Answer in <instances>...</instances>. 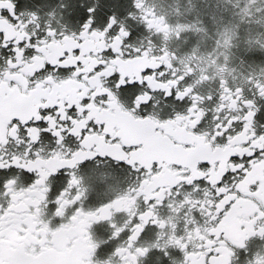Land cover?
<instances>
[{
  "label": "flooded vegetation",
  "instance_id": "flooded-vegetation-1",
  "mask_svg": "<svg viewBox=\"0 0 264 264\" xmlns=\"http://www.w3.org/2000/svg\"><path fill=\"white\" fill-rule=\"evenodd\" d=\"M23 3L24 7L17 9L18 15L25 14L21 16L25 23L20 28L13 27L15 21L12 24L7 22L10 17L6 7L0 9V32L4 33L0 45L3 40L10 41L8 48L0 46V136L8 141L0 146V159L10 162L13 156L24 157L28 145H18L16 140L7 136L11 129L7 121L11 119L15 123L34 119L33 113L42 110L40 106H54L53 123L57 129L64 126L79 130L88 115L93 120L104 121L131 145L129 150L139 149L130 158L158 164L160 173L142 185L140 199L131 206L123 205L129 208L128 212L121 211L108 221L90 226L89 236L97 245L93 264H103L109 258L111 264H119V258L112 256V252L116 247L127 246L129 230L137 223L135 217L146 211L143 197L162 200L165 206L153 210L156 223L148 221L134 247L157 242L159 232L164 233L159 240L161 245L173 235L177 238L183 236L186 246L197 249L192 259L203 264L201 240L205 250L213 244L205 235L212 234L208 224L216 215V211L210 212L216 182L235 167L231 162L233 156L243 157L259 146L258 142L250 144L252 132L255 136L264 133V98L260 97V89L264 88V72L261 71L264 69V0H124L121 10L124 15L118 14V21L135 35L119 45L123 60L116 63H112L102 51L103 42L96 37L88 36L75 50L74 40H63L65 35L79 34V24L73 17L77 11H82L81 6L87 9L98 0H23ZM137 4L139 7H134ZM29 12H35L38 19L29 17ZM129 12L131 17L127 16ZM49 29L55 31V38L47 35ZM202 32H212L213 36L209 34L207 42L186 37L188 33ZM105 41L112 43L107 37ZM14 46L16 52L12 51ZM136 49L147 50V55L125 62L129 56L139 55ZM164 52L175 57L171 60V68H166L169 77L177 72L186 76L191 95L201 98L196 101L195 115L179 125L169 124L161 128L134 124L118 113L107 111L103 90L115 92V89L111 77L105 79L98 74L97 66L135 79L142 68L163 63L159 58ZM9 57L13 58L11 65ZM72 65L77 67H70ZM223 86L232 93L242 89L241 102L233 104L232 97L226 94L222 101ZM116 95L119 107L128 110V101L119 99L118 93ZM150 95L144 115L154 121H167L177 113L187 115V106L192 102L191 96L181 103L165 99L159 91ZM254 98L259 118L246 120L251 131L241 134L243 130L236 109L243 107V100ZM85 99L91 101V106L81 113L79 106ZM57 110L59 115H55ZM73 120L77 122L75 125ZM63 134L66 137L64 144L74 147L73 137L67 132ZM18 136L25 138L23 131ZM31 147L33 151L39 149L40 155L46 157L56 145L54 138L41 132L38 143ZM201 163H209L210 169L201 170ZM205 171L207 183L200 182L201 173ZM28 176L27 172L12 167L6 170L4 178L14 180L15 189L20 191L28 187ZM233 187L238 195L226 197L216 209L218 211L229 199L235 200L232 215L225 225V231L234 239L238 236L236 225L239 221L264 207V162L254 163L246 179L238 185L234 186L231 177L225 181L224 190ZM125 190L118 189L104 199L120 195ZM8 206L9 197L3 194L0 186V208ZM96 206L84 204L86 208ZM43 212L50 223L55 219L47 209ZM130 219L131 223L128 222ZM161 220L165 222L163 229H159ZM110 224L125 229L118 239H110L114 230ZM167 251L171 264H184V253L180 248L170 245ZM257 256H264V239L258 237L247 241L246 257L241 254L240 260L234 259V264H244L245 260L252 261ZM137 264H145L144 259L139 258Z\"/></svg>",
  "mask_w": 264,
  "mask_h": 264
},
{
  "label": "snow or ice",
  "instance_id": "snow-or-ice-1",
  "mask_svg": "<svg viewBox=\"0 0 264 264\" xmlns=\"http://www.w3.org/2000/svg\"><path fill=\"white\" fill-rule=\"evenodd\" d=\"M123 4L124 0H98V3L87 9L81 6L82 11H77L73 17L74 21L79 24V34L71 37L65 35L63 40L68 42L74 40L76 43L73 49L75 50L82 46L80 42L88 36H93L103 42L102 51L112 59V63L123 60L119 45L135 35L118 21V14L124 15L121 11ZM5 7L10 17L7 22L12 24L15 21L13 27H23L25 21L21 20V16L25 14H17V9L24 7L23 0H19L18 3H14L13 0H0V9ZM134 7H139V5H134ZM27 15L38 19L35 12H29ZM131 15L130 12L127 13L128 17ZM47 35L55 38L56 33L49 29ZM3 37L4 33L0 32V39ZM106 37L112 43H106ZM9 43L10 41L3 40L0 46L8 48ZM33 47L36 46L33 45ZM36 50L40 51L38 47ZM12 51L16 52L15 46ZM136 52L139 55L129 56L125 62L135 61L147 55V50L141 52L140 49H136ZM174 58V54L170 57L167 52H164L159 58L163 63L142 68L135 79L124 73L117 74L100 68L98 65V74L103 75L105 79L110 76L112 87L115 89V92L103 90V98L108 103L107 111L118 113L134 124L161 128L169 124L179 125L191 119L195 115L196 101L201 98L191 95L192 89L187 85L186 76L177 72L169 77L166 68H171V60ZM12 62L13 58L9 57L8 63L11 65ZM70 67L76 68L77 65ZM261 71L264 72V69ZM166 77L168 78L165 79ZM155 91L161 92L169 101L174 100L181 103H185L191 96L192 102L187 106V115L177 113L174 118L163 122L154 121L144 115V110L151 99L150 93ZM242 92V89H237L235 93H232L226 86H223L221 100H224L226 94L232 97L233 104H239ZM117 93L119 99L128 101V110H122L119 107ZM260 97L264 98V88L260 89ZM208 99L211 100L212 97L209 96ZM256 105L255 98L245 99L243 107L236 109L237 119L243 130L241 134L251 131L250 125L245 123L246 120L259 118L256 115L259 111ZM90 106L91 101L85 99L79 106L81 113H84L85 109ZM40 107L42 108L40 112L33 113L34 119L17 120L15 123L11 119L7 121L11 124L7 136L16 140L18 145L24 143L28 147L25 149L23 158L13 156L10 162L0 159V170H4L0 171V186L3 188V194L9 197V206L0 208V264H93L92 257L97 245L91 241L89 236L90 226L100 221H108L112 215L121 211L128 212L129 208L123 205L131 206L134 201L143 196L142 185L159 175L160 167L152 162L130 158L133 152L139 149L129 150L131 145L117 130L109 128L104 121L93 120L88 115L82 120L79 130L75 127L67 129L64 126L57 129L53 123L54 106ZM244 109L247 111L245 112ZM137 113L139 115H134ZM55 115H59L58 110ZM72 123L75 125L77 122L73 120ZM20 131L24 132L25 138L21 139L18 136ZM41 132L48 133L54 138L56 145L55 148L49 150L46 157L40 155L39 149L33 151L31 147L38 143ZM65 132L73 137L74 147L64 144L66 137L63 133ZM252 137L250 144L258 142L259 146L253 147L243 157L233 156L231 162L235 164V167L216 182V188L213 190L215 199L213 208L210 209V212L216 211V215L208 224V228L212 229V234L205 235V238L213 241V244L211 248L205 250L203 239L201 240L200 252L203 253V264H234V259L240 260L241 254L246 257L249 239L256 237L264 239V207H259L251 216L239 221L236 225L238 236L234 239L230 238L225 231V225L230 220L235 200L229 199L218 211L216 209V206L226 197L238 195L234 187L224 190L225 181L231 177L234 186L238 185L246 179V174L250 172L254 163L264 162V133L255 136L252 132ZM7 142L6 137L0 136V146ZM12 167L29 174L30 183L27 188L17 191L14 187L15 181L4 178L6 170ZM199 168L209 170L210 164L201 163ZM206 176L207 172H202L200 182L207 183ZM122 188L126 189L122 194L104 199L109 193ZM143 198L146 211L135 217L137 223L133 224V228L129 230L127 246L116 247L112 256L119 258V264H137L139 258H143L145 264H171L167 248L175 245L184 253V264H197L192 259L197 249L190 245L186 246L183 236L177 238L173 235L161 245L159 240L164 233L159 232L157 242L146 247H134L148 221L152 220L153 224L156 223L153 210L165 206L162 200ZM85 202L97 204V206L86 208L84 207ZM43 209L52 212L55 219L51 223L45 218L46 214ZM128 222L131 223V219ZM110 227L114 229L110 239H118L125 230L114 224H110ZM164 227L165 222L161 220L159 229ZM230 239L231 244L229 245ZM103 264H111V258ZM244 264H264V256H257L252 261L245 260Z\"/></svg>",
  "mask_w": 264,
  "mask_h": 264
},
{
  "label": "rangeland",
  "instance_id": "rangeland-1",
  "mask_svg": "<svg viewBox=\"0 0 264 264\" xmlns=\"http://www.w3.org/2000/svg\"><path fill=\"white\" fill-rule=\"evenodd\" d=\"M209 34H211L213 36L212 32H202L201 34H196V35H194V33L193 34L192 33H188V36L186 35V37L189 40L196 41V42H207ZM200 46L203 47L205 45H200Z\"/></svg>",
  "mask_w": 264,
  "mask_h": 264
}]
</instances>
